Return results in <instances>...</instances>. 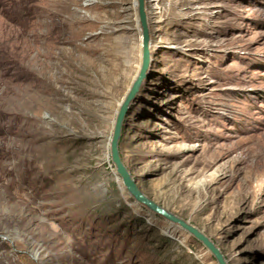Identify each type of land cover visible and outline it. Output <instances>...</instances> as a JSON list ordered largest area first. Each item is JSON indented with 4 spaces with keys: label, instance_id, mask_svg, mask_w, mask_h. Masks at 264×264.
I'll return each mask as SVG.
<instances>
[{
    "label": "rangeland",
    "instance_id": "obj_1",
    "mask_svg": "<svg viewBox=\"0 0 264 264\" xmlns=\"http://www.w3.org/2000/svg\"><path fill=\"white\" fill-rule=\"evenodd\" d=\"M146 11L123 160L229 264H264V0ZM141 67L136 0H0V264H218L111 162Z\"/></svg>",
    "mask_w": 264,
    "mask_h": 264
},
{
    "label": "water",
    "instance_id": "obj_2",
    "mask_svg": "<svg viewBox=\"0 0 264 264\" xmlns=\"http://www.w3.org/2000/svg\"><path fill=\"white\" fill-rule=\"evenodd\" d=\"M136 5L138 10L139 25L142 30V67L137 79L133 82L116 114L113 133L109 144L111 162L115 167L116 174L121 178L124 188L137 202L144 204L154 214L164 217L171 223L176 224L178 227L192 235L211 252L218 264H229L227 258L219 246L203 230L192 224L190 221L165 209L161 205H158V203L144 194L139 188L135 177L123 160L120 150L122 122L126 114L129 101L133 97L138 85L140 84V81L144 77L150 59V30L146 11V0H136Z\"/></svg>",
    "mask_w": 264,
    "mask_h": 264
},
{
    "label": "bare ground",
    "instance_id": "obj_3",
    "mask_svg": "<svg viewBox=\"0 0 264 264\" xmlns=\"http://www.w3.org/2000/svg\"><path fill=\"white\" fill-rule=\"evenodd\" d=\"M156 1V0H155ZM155 3H157V2H155ZM151 199V198H150ZM159 205V204H158ZM163 207V206H162ZM166 209V208H165ZM173 224V223H172ZM173 225H175V226H177L176 224H173Z\"/></svg>",
    "mask_w": 264,
    "mask_h": 264
}]
</instances>
